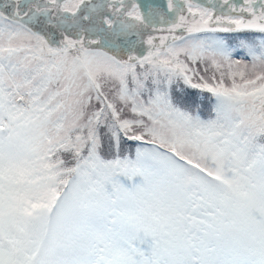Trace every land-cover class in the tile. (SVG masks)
<instances>
[{
    "label": "snow or ice",
    "instance_id": "1",
    "mask_svg": "<svg viewBox=\"0 0 264 264\" xmlns=\"http://www.w3.org/2000/svg\"><path fill=\"white\" fill-rule=\"evenodd\" d=\"M0 264H264V0H0Z\"/></svg>",
    "mask_w": 264,
    "mask_h": 264
}]
</instances>
